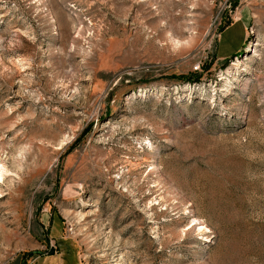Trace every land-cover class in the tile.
<instances>
[{
  "label": "rangeland",
  "instance_id": "1",
  "mask_svg": "<svg viewBox=\"0 0 264 264\" xmlns=\"http://www.w3.org/2000/svg\"><path fill=\"white\" fill-rule=\"evenodd\" d=\"M1 169L0 264H264V0H0Z\"/></svg>",
  "mask_w": 264,
  "mask_h": 264
},
{
  "label": "bare ground",
  "instance_id": "2",
  "mask_svg": "<svg viewBox=\"0 0 264 264\" xmlns=\"http://www.w3.org/2000/svg\"><path fill=\"white\" fill-rule=\"evenodd\" d=\"M177 43H180L179 41L177 42ZM82 54V53H81ZM1 172H0V178L3 176V173H4V171H5V169L3 170V169H1L0 170Z\"/></svg>",
  "mask_w": 264,
  "mask_h": 264
}]
</instances>
